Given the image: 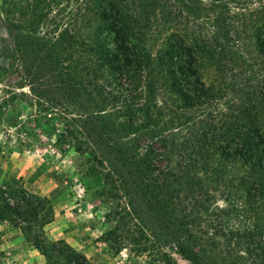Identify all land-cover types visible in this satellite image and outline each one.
Masks as SVG:
<instances>
[{
	"label": "rangeland",
	"instance_id": "rangeland-1",
	"mask_svg": "<svg viewBox=\"0 0 264 264\" xmlns=\"http://www.w3.org/2000/svg\"><path fill=\"white\" fill-rule=\"evenodd\" d=\"M174 1L218 37L215 18L221 8L259 3ZM3 2L0 184L24 186L50 200L52 222L43 235L69 238L96 264H249L238 246L228 249L212 230V213L223 206L213 175L178 164L185 119L165 114L160 95H154L149 99L156 102L155 120L128 128L124 104L102 90L111 86L91 81L59 46L79 0H60L41 22L6 12ZM216 108L226 110L225 101ZM149 160L170 174L151 172ZM7 226H0V244ZM113 226L120 227L122 244L103 239ZM182 247L196 252V261L184 256ZM0 264L39 263L34 256L12 258L9 248H0Z\"/></svg>",
	"mask_w": 264,
	"mask_h": 264
},
{
	"label": "trees",
	"instance_id": "trees-1",
	"mask_svg": "<svg viewBox=\"0 0 264 264\" xmlns=\"http://www.w3.org/2000/svg\"><path fill=\"white\" fill-rule=\"evenodd\" d=\"M258 1L221 8L218 37L174 0H79L59 39L83 74L111 86L102 90L124 104L128 128L155 120L154 95L165 114L185 119L178 164L213 175L223 206L212 213V230L249 264H264V0ZM58 3L3 2L6 12L40 22ZM221 101L226 110L216 108ZM147 162L151 172L170 174ZM49 205L24 186L0 184V221L20 230L46 264H96L67 240L43 235L52 222ZM119 229L110 227L103 239L119 242ZM181 253L196 261V252Z\"/></svg>",
	"mask_w": 264,
	"mask_h": 264
},
{
	"label": "crops",
	"instance_id": "crops-1",
	"mask_svg": "<svg viewBox=\"0 0 264 264\" xmlns=\"http://www.w3.org/2000/svg\"><path fill=\"white\" fill-rule=\"evenodd\" d=\"M5 224L6 222L0 221V226H3ZM4 233L5 234L2 238V241L4 243L0 244V248L1 249L9 248L12 258H19V257L24 258L25 256H34V258L36 259V261H38L39 264H46L44 257L36 249L34 250L22 249L23 251H20L21 246H25V245L32 246L27 240H25L24 235L20 230L7 228L6 230H4ZM0 235H2V233H0ZM59 238L60 237H57V239ZM61 238L63 239L65 238L67 241H69L68 240L69 238H66V237H61ZM14 248H19V249L14 250Z\"/></svg>",
	"mask_w": 264,
	"mask_h": 264
}]
</instances>
